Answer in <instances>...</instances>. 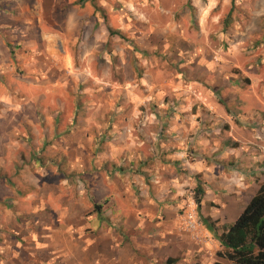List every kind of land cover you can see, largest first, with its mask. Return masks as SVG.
Returning a JSON list of instances; mask_svg holds the SVG:
<instances>
[{"label": "rangeland", "instance_id": "obj_1", "mask_svg": "<svg viewBox=\"0 0 264 264\" xmlns=\"http://www.w3.org/2000/svg\"><path fill=\"white\" fill-rule=\"evenodd\" d=\"M38 9L41 12L36 15ZM52 9L57 10L55 14ZM13 15L20 28L2 27L15 22ZM94 15L99 16L97 22ZM28 22L37 27L25 26ZM33 56L38 59L33 61ZM222 67L237 81L227 85L229 90H237L243 98L248 92L254 97L247 108L243 100L238 106L231 96L226 101L234 138L227 134L230 124L224 122L214 129L213 137L208 136L209 141L189 149L187 159L210 171L208 180L203 174L194 175L205 192V214L195 203L197 185L184 196L182 217L186 221L194 212L199 229H203L202 217L220 212L213 199L232 198L236 202L227 210L237 216L263 183L264 0H0V191L7 199L4 203L11 205L9 200L17 193L34 192L31 188L36 184L43 191L57 187L56 198L64 197L66 187L71 198H93L94 175L69 173L67 159L59 156L60 136L76 132L86 108L110 101L114 86L122 93L120 103L141 104L146 99L133 94L146 74L152 75L151 88L158 94L165 82L173 81L171 75L194 70L214 74ZM36 69L38 73H33ZM87 87L97 93L86 92ZM149 101L157 105L158 99L151 95ZM138 107L143 109L138 114L142 117L152 110L143 104ZM37 119L40 125L35 127ZM141 128L134 124L111 136L103 130L94 134L98 144L106 145L125 136L142 140ZM36 133L52 140L43 145L36 141ZM13 134L18 137L9 138ZM149 160L146 157L144 162ZM132 168L136 173L138 167ZM178 171L189 173L184 166ZM239 181L245 186L239 187ZM232 185L237 188L233 190ZM216 222L220 229L234 223ZM25 224L34 228L32 223ZM15 236L21 243L29 242L19 233Z\"/></svg>", "mask_w": 264, "mask_h": 264}, {"label": "crops", "instance_id": "obj_2", "mask_svg": "<svg viewBox=\"0 0 264 264\" xmlns=\"http://www.w3.org/2000/svg\"><path fill=\"white\" fill-rule=\"evenodd\" d=\"M38 10L36 15L41 12ZM56 11L51 10L53 14ZM15 15L13 24L2 23V27H18L20 21ZM98 17L94 15L96 22ZM25 26L37 27V24L28 22ZM61 57L66 60V56ZM213 67L217 65L213 63ZM223 68L216 69L214 74H199V70H194L171 75L173 81L165 82L158 94L151 88L152 75L146 74L140 85H135L133 94L146 99L141 104L120 103L122 93L114 86L110 101L93 103L86 108L76 132L58 138L63 142L59 156L67 159L69 173L87 171L88 175H94V184L90 185L93 198L88 201L71 198L69 187L66 192L65 188L61 190L64 197L56 198L57 187L43 191L36 184L31 188L34 192L17 193L9 205L4 203L7 199L0 191V264H213L221 261L217 257L221 247L215 236L203 225L195 238L185 227L181 212L185 194L197 185L194 175L203 174L206 180L210 175L202 163L187 159L189 149L209 141L208 136L213 137L214 129L224 122L230 124L227 134L234 138L235 125L226 111L228 97H232L231 102L235 101L234 106L243 100V108L253 101L250 92L243 98L237 90L228 89L227 85L237 81ZM32 72L38 73V69ZM204 84L214 88L207 89ZM87 91L97 93L90 87ZM151 95L158 99L157 105L149 101ZM167 98H173L174 102ZM142 104L147 111L152 107L145 117L138 116L143 110L138 106ZM93 109L95 112H91ZM172 109L174 116L169 113ZM134 124L142 126L140 131L145 139L125 136L121 141L109 140L106 145L98 144L95 139L96 132L103 130L111 136ZM39 125L37 119V126H33ZM39 134L36 133V141L43 145L52 140L49 135L44 139ZM15 137L18 136H9ZM146 157L152 160L144 162ZM134 166L138 167L136 173L132 172ZM183 166L188 174L179 173L178 168ZM221 183H217L216 190ZM241 185L244 187L245 182L239 181L238 186ZM232 186L235 190L236 186ZM213 200L221 207L219 213L209 215L214 221L235 222L242 212L235 216V212L227 210V206L236 202L232 198ZM205 210L204 205L202 214ZM25 223H32L34 228ZM17 233L29 242L21 243V238L15 236Z\"/></svg>", "mask_w": 264, "mask_h": 264}, {"label": "trees", "instance_id": "obj_3", "mask_svg": "<svg viewBox=\"0 0 264 264\" xmlns=\"http://www.w3.org/2000/svg\"><path fill=\"white\" fill-rule=\"evenodd\" d=\"M204 193L202 185L198 183L194 199L199 211ZM201 221L221 247L217 257L223 262L213 264H264V178L260 189L234 223L220 229L210 217H202Z\"/></svg>", "mask_w": 264, "mask_h": 264}, {"label": "built area", "instance_id": "obj_4", "mask_svg": "<svg viewBox=\"0 0 264 264\" xmlns=\"http://www.w3.org/2000/svg\"><path fill=\"white\" fill-rule=\"evenodd\" d=\"M187 229L190 233H192L195 238H197V233L199 232V224L197 222V218L194 212L188 214V218L186 220Z\"/></svg>", "mask_w": 264, "mask_h": 264}]
</instances>
